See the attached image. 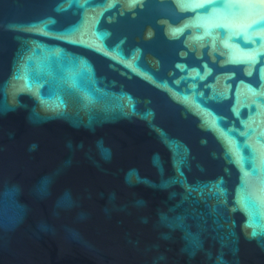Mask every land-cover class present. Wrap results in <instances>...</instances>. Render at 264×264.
Masks as SVG:
<instances>
[{
  "label": "water",
  "instance_id": "water-1",
  "mask_svg": "<svg viewBox=\"0 0 264 264\" xmlns=\"http://www.w3.org/2000/svg\"><path fill=\"white\" fill-rule=\"evenodd\" d=\"M0 264H264V0H0Z\"/></svg>",
  "mask_w": 264,
  "mask_h": 264
}]
</instances>
